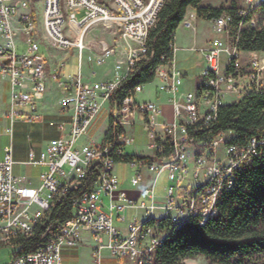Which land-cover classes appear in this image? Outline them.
<instances>
[{"label": "built area", "instance_id": "1", "mask_svg": "<svg viewBox=\"0 0 264 264\" xmlns=\"http://www.w3.org/2000/svg\"><path fill=\"white\" fill-rule=\"evenodd\" d=\"M165 1L65 0V13L60 0L43 1L41 24L52 47L61 50L75 48L82 60L85 50H93L85 42L87 33L103 27L113 32L115 38L112 45H102L96 62L102 65L115 57L117 64L111 80L89 81L80 72L61 83L64 89L60 102L62 115L70 121L51 122L52 126L58 127L61 136L51 140L39 156L31 151L29 161L24 163L47 167V171L40 175L38 186H32L27 176L15 174L17 162L14 148L12 145L5 148V158L0 162L2 243L19 235H30L46 218L52 201L63 196L69 188L81 185L92 162L101 164L94 190L84 192L76 200L73 216L65 223L61 233L35 253L15 258L12 264H65L63 251L78 245L80 231H87L93 236L99 256L103 250H108L118 260L153 264L154 252L163 246L173 230L182 229L193 217H198L205 225L217 214L216 204L220 194L232 188L236 168L248 162L257 147L264 143L252 139L246 148L239 149L227 144L232 133L222 134L213 141L212 147L197 157L194 140L188 137L187 125L210 124L217 118L219 107L226 104L229 95L236 94L238 100L249 92L264 88V52H252L245 60L237 42L231 40L232 17L229 14L214 20L216 34L227 37V40L217 37L212 41L201 72L207 80L205 87L200 92L181 95L185 104L177 100L185 77L175 63V42L171 44L173 57L157 67L154 81H160L157 86L159 92L171 95L170 101L175 106L173 123L160 131L161 106L156 102L137 101L136 96L143 92L145 85L137 87L121 104L112 105L109 121L113 117L114 126L123 128L114 142L120 154H124L131 141L124 134V126L137 116L145 120L154 153L162 150L157 141H165L168 135L175 143L174 158L151 164L130 163L136 170L132 179L134 185L142 180L141 167H147L153 173L152 187L144 191L150 204L133 200L121 186L115 175L117 163L111 157L112 143L86 141L94 121L108 104H112L116 89L147 55L149 32L158 21ZM262 5L264 0H247L241 11L244 18H249L247 27L259 26L257 11ZM79 12L85 14L81 19L78 18ZM38 16L33 11L32 0H0V78L11 82L12 121L17 118L29 122L42 119L40 105L47 94L49 77L47 59L41 53L42 43L35 35L40 24ZM197 17L194 10L182 25L195 28ZM20 45L26 47V52L19 53ZM224 54L228 56L226 70L221 68ZM2 60H10V64H4ZM53 77L56 81L60 80L57 75ZM244 78L245 83L242 81ZM164 172L168 173L171 184L166 187L161 204L163 198L156 194L155 185ZM130 208L144 209V220L133 216L128 233L124 235L114 220L116 215L124 214ZM159 210L163 212V217L157 216ZM121 219L125 221L126 217L122 215ZM162 222H169L171 226L164 227ZM104 237L108 238L107 242H104Z\"/></svg>", "mask_w": 264, "mask_h": 264}, {"label": "trees", "instance_id": "2", "mask_svg": "<svg viewBox=\"0 0 264 264\" xmlns=\"http://www.w3.org/2000/svg\"><path fill=\"white\" fill-rule=\"evenodd\" d=\"M190 9L197 12L198 18L208 21L229 14L232 17L231 40L237 42L238 49L243 52H264V5L257 11L259 26L250 28L246 24L249 18H244L242 8L237 3L226 8H215L203 5V0H166L158 21L150 29L147 55L116 89L112 105L121 104L137 87L155 80L157 67L173 57L171 44L175 42L176 31ZM122 130L114 126L112 117L103 139L104 144L112 143L111 157L117 164L134 161L151 164L175 157L176 147L170 135L165 141H157L162 150L152 156L120 154L114 142ZM187 132L188 137L194 140L197 157L212 147L213 141L222 134L232 133L227 144L239 149L246 148L252 139L263 142L264 88L221 105L214 121L208 125L202 122L187 125ZM100 169L99 162H92L81 185L69 188L63 196L53 200L46 218L30 235H19L7 243L0 242V249L19 247L15 253L17 258L35 253L56 238L72 218L76 200L84 192L94 190ZM216 208L217 214L205 225L198 217H193L182 229L173 230L163 246L154 252L153 264H187V259L197 257L205 258L209 264H264V143L257 147L248 162L236 168L234 184L220 194ZM162 225L171 226L169 222H162Z\"/></svg>", "mask_w": 264, "mask_h": 264}, {"label": "crops", "instance_id": "3", "mask_svg": "<svg viewBox=\"0 0 264 264\" xmlns=\"http://www.w3.org/2000/svg\"><path fill=\"white\" fill-rule=\"evenodd\" d=\"M247 0H245L244 4L241 6L242 8L246 4ZM194 12L193 9L188 11L187 17L192 15ZM214 21H208L204 19H200L197 17L195 22V28L189 29L185 26L180 25V27L176 31L175 35V63L176 66L184 73V84L181 92L177 96V100L182 102L181 95L184 96L187 93H196L200 92L204 89L206 84V79L202 76L201 72L206 64V54L208 49L211 46L212 41L220 37L223 40H227L225 36H218L214 30ZM105 29V28H104ZM88 34V33H87ZM104 35L99 43H97V51L100 53L101 47L103 44L112 45L114 41V34L108 29H105L102 32ZM87 36V35H86ZM109 38V39H108ZM86 39V38H85ZM44 46L48 49L50 54L46 56L42 51L41 45V53L47 59V73H48V89L45 99L42 101L40 105V111L42 113L41 121L29 122L22 118L19 119L18 122L15 120L12 121L10 117L11 113V82L7 80H2L0 78V162H2L5 158V148L9 145H12L14 148V159L17 162L14 166V172L16 175H25L31 181L32 186H38L40 182V175L47 171V167L38 166L35 167L30 164L24 165L30 159L31 151H34L37 156L40 155L41 151L48 146L51 140L58 138L61 136V132L57 126H52L51 122L59 123V122H69L70 119L62 115V107H61V99L64 96V89L61 85L62 82L69 80L70 78H74L80 74H83L84 78L89 81L100 82L107 81L114 78L115 68L117 64V58L112 57L108 59V61L102 65L96 62V57H89L88 62L84 65V60H80L78 66V72L67 73L66 71V62L63 61L62 54H60L61 50L58 48L52 47L49 43ZM90 45H94L93 43ZM22 46V45H20ZM95 46V45H94ZM52 47V48H51ZM50 49H53L52 51ZM94 50V48H93ZM93 50H90L91 52ZM252 52H243L245 60L249 58ZM80 59V58H79ZM97 64V68L94 64ZM221 68L222 70H226L228 68V56L226 54L222 55L221 58ZM85 69V71H84ZM54 75L60 77L59 81L54 80ZM245 83L246 78L242 79ZM160 81H153L144 86L143 92L137 94L136 99L138 102H156L163 109V115L160 119L162 126H160V131H162L165 126L174 122L175 117V106L170 101L171 95L167 92H159L158 84ZM264 83V76H263ZM153 84L155 86L153 87ZM149 88V89H148ZM141 95H146L143 98ZM237 100V96L229 95L226 101V104L234 102ZM108 111L105 114L106 120V128L103 132L102 138L98 140L97 138L92 137L90 139L87 136L86 141L95 140L98 142L103 141L105 134L107 133L110 125L109 117L112 112V104H108ZM204 107H202V111ZM205 109V108H204ZM203 112L202 114H204ZM25 125L24 129L26 132V142L23 145L16 144V124ZM140 124L143 128L147 136L146 147L144 150H139L134 148L133 151L130 149L133 148V143L135 142V131L134 127ZM67 130L69 127L67 126ZM124 134L128 136L131 141L125 147L124 154L129 155H137V156H152L154 154L153 149L151 148L152 139L149 136V132L146 128L144 118L137 116L133 119V122L124 126ZM137 146V145H136ZM134 146V147H136ZM118 165L115 168V175L118 178L121 186L127 192L128 196L133 200H136L139 203L150 204L149 198L146 196L144 191L150 187H152L153 181V173H151L147 167H141L140 173L142 175V180L138 185H134L132 183V179L136 173V170L131 166L130 163H126L125 172H120L118 170ZM31 168L29 171L27 168ZM38 168L40 170L39 173L34 174V169ZM165 173V172H164ZM167 173V172H166ZM162 175V174H161ZM159 176L156 185L155 192L157 194V186ZM167 180L168 175H167ZM166 195V194H165ZM159 196L161 199V204L164 202V197ZM105 201L107 199L105 198ZM122 215L126 217L125 221H123ZM138 216L140 221L144 220V209H128L124 214L116 215L114 224L119 229V231L126 235L128 233V226L130 224L133 216ZM158 217H163V212L159 210L157 212ZM108 238L104 237V242H107ZM8 247V254L5 256L4 264H12L15 259V253L19 251V247L6 246L0 249V252ZM95 241L93 236L87 231H80L78 236V245L74 248H65L63 251V261L65 264H133L127 260H117L112 255H110L108 250H103L102 255L99 256L96 251Z\"/></svg>", "mask_w": 264, "mask_h": 264}, {"label": "rangeland", "instance_id": "4", "mask_svg": "<svg viewBox=\"0 0 264 264\" xmlns=\"http://www.w3.org/2000/svg\"><path fill=\"white\" fill-rule=\"evenodd\" d=\"M43 1L44 0H32V8L33 11L35 10L36 13H38V17L40 18V24H39V30L36 32V36L37 39L41 42V43H45L46 45L50 42L48 40V38H45V31L42 28V20H41V14L44 10V5H43ZM245 0H203V5L205 6H209V7H229L234 3H237L238 6H242L244 4ZM60 4L61 7L63 9V12H66V2L65 0H60ZM242 8V7H241ZM67 16V14H65ZM84 12H79L78 13V18L81 19L84 17ZM105 29L103 27L100 28H94L92 30H90L86 36L85 42L87 45L90 44H94L93 46L90 45L92 47V49L94 48V50L91 52L90 50H85V52L83 53V60H84V65H86V63L89 60V57L92 56H96L98 54L97 51V43H99L100 39L104 36L102 35V32H104ZM109 39V38H108ZM42 46V51L43 53L48 56L50 54V52H48V49L44 46V44H41ZM48 46V45H47ZM52 48V47H51ZM19 53H23L26 52V47L23 46H19L18 48ZM51 51L53 49H50ZM60 54H62V58L63 61H65L67 64V68L66 71L67 73H74V72H78V66H79V62H80V56H79V51L75 48H71V49H66V51H61ZM94 66L97 68V64L95 63ZM98 69V68H97ZM85 71V69H84ZM155 86V84H153V87ZM149 89V88H148ZM143 98H145L146 95H141ZM182 104H185V101H182ZM113 109V108H112ZM111 109V110H112ZM108 111V107H105L103 109V111L101 112V114L97 117V119L94 121L90 132H89V137L90 139H92V137L97 138L98 140H100L102 138L103 132L106 128V120H105V114ZM19 119H16L15 121L18 122ZM25 125H20L19 123L16 124V144L17 145H23L24 143L27 145L26 142V132H24L25 130L22 129L24 128ZM134 131H135V142L133 143V148H131L130 150L133 151L134 148H137L139 150H144L146 147V142H147V136L145 134V132L143 131V128L140 124H137L134 127ZM137 145V146H136ZM136 146V147H134ZM217 154H219V152H217ZM118 170L120 172H125V168H126V164L125 163H118ZM31 168H27V170L29 171ZM40 170L38 168L34 169V174L39 173ZM167 175L168 173H163L159 179L158 182V186H157V195L159 196H163L166 194V187L169 186L171 184V182L169 180H167ZM4 248V247H3ZM3 251L0 252V264H4L5 263V256L8 254L9 250L8 247L5 249H2ZM110 253V252H109ZM111 255V254H110ZM113 257V256H112ZM118 260V259H117ZM187 264H209L208 261L203 258V257H197V258H193V259H187L186 260Z\"/></svg>", "mask_w": 264, "mask_h": 264}, {"label": "water", "instance_id": "5", "mask_svg": "<svg viewBox=\"0 0 264 264\" xmlns=\"http://www.w3.org/2000/svg\"><path fill=\"white\" fill-rule=\"evenodd\" d=\"M4 64H10V60H2Z\"/></svg>", "mask_w": 264, "mask_h": 264}]
</instances>
